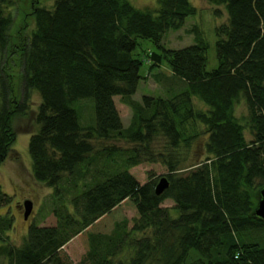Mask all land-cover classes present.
<instances>
[{
  "label": "trees",
  "instance_id": "1",
  "mask_svg": "<svg viewBox=\"0 0 264 264\" xmlns=\"http://www.w3.org/2000/svg\"><path fill=\"white\" fill-rule=\"evenodd\" d=\"M207 1L226 11L214 26L216 64L209 69V44L196 28L188 44L161 42L195 13L189 0H157L156 8L128 0H53L51 7L32 0L33 27L13 41L10 0H0V56L17 63L11 69L4 59L0 67V162L15 137L12 117L25 108L11 91L16 76L22 99L30 90L40 97L27 150L32 177L51 187L55 218L30 222L15 244L7 233L11 216L0 214V264H66L59 250L75 235L84 249L78 264H264V220L253 211L264 186V0ZM138 38L158 50L138 55ZM146 61L149 71L165 62L169 73L155 78L179 84L166 96L136 101L131 94ZM114 95L131 108L126 125ZM85 97L92 98V117L78 108ZM241 100L248 139L233 112ZM156 136L165 143L154 153L149 143ZM200 137L198 153L187 156ZM106 139L135 145L95 148L93 140ZM155 156L168 180L158 194L154 180L139 183L128 170ZM164 198L173 205H160ZM8 201L0 188V205ZM123 205L137 212L129 227Z\"/></svg>",
  "mask_w": 264,
  "mask_h": 264
},
{
  "label": "rangeland",
  "instance_id": "2",
  "mask_svg": "<svg viewBox=\"0 0 264 264\" xmlns=\"http://www.w3.org/2000/svg\"><path fill=\"white\" fill-rule=\"evenodd\" d=\"M135 7H157V0H128ZM195 7V13L185 18L182 25L177 29L167 30L161 42L166 47H179L192 42L193 32L191 28L199 30L200 34L208 41V48L206 52V69L213 67L216 64L215 49H214V26L226 19V11L222 4H214L207 0H189ZM32 0H10L7 3L6 8L11 14V24L8 29L11 40H14L15 34L28 35L33 27L32 16L30 12V4ZM39 4L51 7L53 0H38ZM28 14V15H27ZM139 44L134 52L140 51V54L144 56V52L150 48L158 50V48L148 39L138 38ZM141 46V48H140ZM141 49V50H140ZM143 49V50H142ZM139 55V53H137ZM12 56L2 55L0 56L1 63L5 59L6 65L11 66V69L17 65L16 58L12 59ZM15 56V54H14ZM6 57V58H5ZM149 61L142 62L139 67V73L145 74L143 79H140L137 83L135 91L131 94V98L139 101L142 94L148 95H161L166 96V88H174L179 83L168 76L155 77L159 72L164 74L169 73V69L165 62H162L158 67H153L151 71L147 69ZM3 66V65H2ZM8 66V67H9ZM20 82L16 76H13V82L11 84L12 93L19 101L25 102L24 111L12 117V127L15 132L14 140L11 147L3 159L0 162V188L9 196V201L6 204L0 205V214H9L11 216V227L7 230L9 239L12 243L19 244L22 238L26 234L27 226L30 222L37 225L53 224L55 218L52 214L51 208L53 206V197L51 195V187L42 181L35 180L32 177L30 171V156L27 150V139L29 133L35 131L38 127L36 122L37 105L40 97L35 90H30L24 99L21 96ZM80 103L78 108L83 116H93V102L91 97H85ZM80 99V100H82ZM115 107L119 113L121 122L126 125L129 122L131 116L130 106L123 102L118 95L113 96ZM196 106L205 108V105L199 100L194 99ZM77 109V107H76ZM78 111V110H77ZM233 112L235 116L243 123V133L246 139L250 137L246 123L244 122V115L246 109L243 105V101H239L234 105ZM79 114V113H78ZM80 118V117H79ZM189 130V128H188ZM201 139V137H200ZM197 139L196 142L192 140L191 146L186 151V155L198 153L195 147L202 143V139ZM113 142L118 147L127 148L133 144L130 141L124 140H93V144L96 149H100L104 144ZM165 139L161 136H156L149 143V148L156 153L164 148ZM200 150V149H199ZM142 155V154H141ZM198 156H202L200 153ZM144 160L129 166V171L135 176L139 183L146 182L148 180H158L160 175L165 173V165L157 159ZM185 160L184 162H186ZM261 186V185H259ZM259 189V187H257ZM29 198L31 200V209L28 215L23 217L22 200ZM160 205L171 206L173 201L170 198H164ZM124 214L127 218V226H131L133 219L137 216V212L134 208L123 205ZM173 214L175 212L172 211ZM150 228L145 230L134 232L135 235L148 234ZM59 253L64 257L66 264H78L81 256L84 253L83 246L77 235L71 237L65 242L59 250Z\"/></svg>",
  "mask_w": 264,
  "mask_h": 264
},
{
  "label": "water",
  "instance_id": "3",
  "mask_svg": "<svg viewBox=\"0 0 264 264\" xmlns=\"http://www.w3.org/2000/svg\"><path fill=\"white\" fill-rule=\"evenodd\" d=\"M168 185V180L165 176H160L154 184V192L160 193ZM23 206V217L25 218L31 209V200L25 198L22 201ZM254 213L264 220V186L258 189V198L254 207Z\"/></svg>",
  "mask_w": 264,
  "mask_h": 264
}]
</instances>
